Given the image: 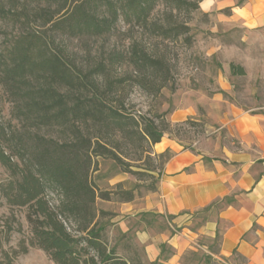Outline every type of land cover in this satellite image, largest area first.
<instances>
[{
	"label": "trees",
	"instance_id": "trees-1",
	"mask_svg": "<svg viewBox=\"0 0 264 264\" xmlns=\"http://www.w3.org/2000/svg\"><path fill=\"white\" fill-rule=\"evenodd\" d=\"M35 1L47 4L38 12L42 27L74 37L104 35L121 15L145 22L157 3ZM200 1L192 5L197 8ZM54 5L58 9L52 11ZM56 38L25 33L0 46V79L13 103L10 119L0 113V162L9 172L0 180V204L12 211L25 209L28 224L18 246L5 249L3 244L11 241L14 232L23 233V224L15 213L0 217V264H15L32 247L45 251L55 264H164L147 263L138 250L130 252L133 244L110 238L108 226L116 214L99 209L98 199L111 201L118 195L120 201L130 202L136 196L133 188H124V182L116 184L117 192L99 189L93 172L98 170V157L110 158L122 172L152 178L149 189L156 191L161 172L156 177L154 169L125 160L110 147L111 139L130 129L155 145L169 124L143 116L139 121L112 104L108 94L113 84L103 89L96 75L83 73ZM136 63L155 66L160 59L142 52ZM103 69L102 65L99 71ZM231 69L232 74L245 73L242 66L231 64ZM54 128L63 134L61 138L39 132ZM170 157L169 151L158 155L164 164ZM165 247L162 244V252Z\"/></svg>",
	"mask_w": 264,
	"mask_h": 264
},
{
	"label": "rangeland",
	"instance_id": "rangeland-1",
	"mask_svg": "<svg viewBox=\"0 0 264 264\" xmlns=\"http://www.w3.org/2000/svg\"><path fill=\"white\" fill-rule=\"evenodd\" d=\"M196 1L157 0L145 22L127 20L121 15L115 27L104 35L74 37L41 26L38 12L46 8L45 2L0 0V46L19 34L41 32L47 38L56 36V43L83 73L96 75L103 89L109 82L113 84V91L108 94L112 104L139 121L143 116L159 124H169L165 135L184 148H192L198 141L213 135V130L219 127L218 118L230 106L250 112L264 111V27L246 29L240 23L229 21L226 11L205 12L201 7L204 0L195 8L192 3ZM57 9V5L52 7V11ZM142 52L160 59V63L155 66L137 64L136 59ZM231 64L242 66L245 73L232 74ZM102 65L104 69L99 71ZM12 106L0 79V113L5 120L12 117ZM179 109L193 110V114L187 120L174 123L171 116ZM12 123L18 124V121ZM39 132L56 138L63 135L57 128ZM110 147L125 160L154 169L156 177L162 174L165 164L158 158L155 145L138 133L130 129L126 135L118 133L111 139ZM97 161L98 170L93 172V180L99 189L117 192L116 184L124 182V188H133L138 198L152 192L149 176L141 178L122 172L110 158L98 157ZM8 175L0 162V180ZM113 197L111 201H97L99 209L116 214L108 226L110 238L121 244H133L131 253L138 250L145 262H153L146 255L143 232L169 229L177 234L181 227L162 214H122L124 202L118 195ZM12 213L21 220L23 233L14 232L11 241L3 244L5 249L18 246L28 231L25 209L12 211L0 204V217ZM122 224L129 230H124ZM160 247L162 251V244ZM173 253L166 244L158 261L164 264H244L236 255L227 258L220 254L218 237L213 242L200 239L192 243L172 262ZM15 264L55 263L45 251L32 247L28 253L17 257Z\"/></svg>",
	"mask_w": 264,
	"mask_h": 264
},
{
	"label": "crops",
	"instance_id": "crops-1",
	"mask_svg": "<svg viewBox=\"0 0 264 264\" xmlns=\"http://www.w3.org/2000/svg\"><path fill=\"white\" fill-rule=\"evenodd\" d=\"M201 7L205 12L226 11L229 21L246 29L264 27V0H204ZM192 114L193 110L179 109L171 121L182 122ZM217 124L211 137L192 148L164 135L155 149L158 154L169 151L171 157L157 190L122 203V214L173 216V223L181 227L177 234L169 229L143 232L152 261L162 257L161 244L174 251L173 262L192 243L218 237L222 256L264 264V111L230 106Z\"/></svg>",
	"mask_w": 264,
	"mask_h": 264
}]
</instances>
